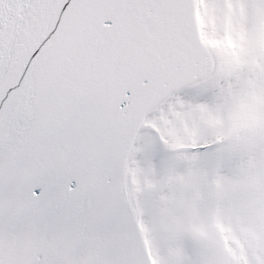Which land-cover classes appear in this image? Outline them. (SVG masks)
<instances>
[{
	"label": "snow or ice",
	"instance_id": "snow-or-ice-1",
	"mask_svg": "<svg viewBox=\"0 0 264 264\" xmlns=\"http://www.w3.org/2000/svg\"><path fill=\"white\" fill-rule=\"evenodd\" d=\"M0 264H264V0H0Z\"/></svg>",
	"mask_w": 264,
	"mask_h": 264
}]
</instances>
